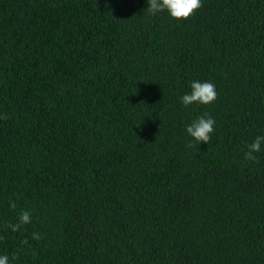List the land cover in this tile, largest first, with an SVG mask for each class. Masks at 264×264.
Wrapping results in <instances>:
<instances>
[{"label": "trees", "instance_id": "16d2710c", "mask_svg": "<svg viewBox=\"0 0 264 264\" xmlns=\"http://www.w3.org/2000/svg\"><path fill=\"white\" fill-rule=\"evenodd\" d=\"M146 7L0 0L12 264H264V150L244 157L264 134V0H202L180 20ZM192 79L213 103H179ZM204 112L214 132L190 148ZM20 210L32 219L13 232Z\"/></svg>", "mask_w": 264, "mask_h": 264}, {"label": "clouds", "instance_id": "9594fccd", "mask_svg": "<svg viewBox=\"0 0 264 264\" xmlns=\"http://www.w3.org/2000/svg\"><path fill=\"white\" fill-rule=\"evenodd\" d=\"M147 12L150 15L167 13L170 18L180 20L188 18L197 10L202 0H146ZM105 6H110V0H105ZM217 98L216 85L210 80L192 79L188 83V91L177 97L179 103L184 107L193 105H210ZM216 121L208 113L197 115L184 125L185 136L188 138V147L197 148L202 142L207 144L210 140ZM264 150V134H258L246 146L244 152L245 159H257L256 153ZM9 207L15 209V202H10ZM31 212L20 210L16 222L9 227L13 232L31 222ZM33 238L38 239L36 233H32ZM26 242V241H25ZM0 264H12V258L7 253L0 254Z\"/></svg>", "mask_w": 264, "mask_h": 264}]
</instances>
